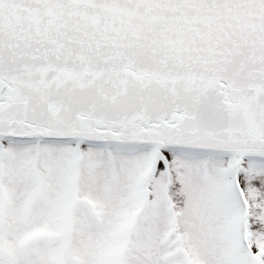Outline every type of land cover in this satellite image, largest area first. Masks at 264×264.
I'll list each match as a JSON object with an SVG mask.
<instances>
[{"label": "snow or ice", "instance_id": "1", "mask_svg": "<svg viewBox=\"0 0 264 264\" xmlns=\"http://www.w3.org/2000/svg\"><path fill=\"white\" fill-rule=\"evenodd\" d=\"M0 264H264V0H0Z\"/></svg>", "mask_w": 264, "mask_h": 264}]
</instances>
